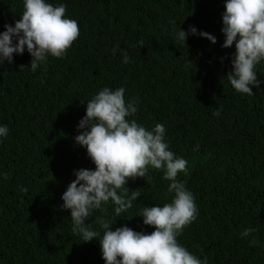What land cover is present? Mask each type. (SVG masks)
<instances>
[{
	"label": "trees",
	"instance_id": "16d2710c",
	"mask_svg": "<svg viewBox=\"0 0 264 264\" xmlns=\"http://www.w3.org/2000/svg\"><path fill=\"white\" fill-rule=\"evenodd\" d=\"M45 2L64 4L79 36L36 71L26 49L0 67V126L9 130L0 137V264H105L99 219H115L112 230L126 225L150 234L155 229L137 215L171 203L170 181L150 167L146 178L126 185L141 194L130 209L116 216L109 201L86 220L100 237L83 242L72 232L61 197L76 170H95L74 138L87 102L104 87H123L137 108L127 119L148 130L164 125L168 150L188 161L189 174L177 179L198 215L177 242L207 264H264V60L254 69L261 81L255 94L238 93L226 77L235 43L222 47L226 0ZM23 11L24 0H0V32ZM190 26L197 34L183 44L178 33ZM246 228L255 231L242 238Z\"/></svg>",
	"mask_w": 264,
	"mask_h": 264
},
{
	"label": "clouds",
	"instance_id": "9594fccd",
	"mask_svg": "<svg viewBox=\"0 0 264 264\" xmlns=\"http://www.w3.org/2000/svg\"><path fill=\"white\" fill-rule=\"evenodd\" d=\"M65 12L64 4L53 6L45 0H24L20 19L14 26L4 25L6 30L0 32V67L5 61L11 64L13 54L22 55L25 49L32 57V71L46 63L49 55L62 58L79 36L78 23L65 18ZM222 23L225 36L222 47L229 48L235 43L236 49L226 77L238 93L254 95L252 88L261 84L254 69L264 60V0H226ZM189 34L196 35L197 29L192 26L187 32L181 29L177 39L186 44ZM198 34L212 44L217 42L207 32ZM116 51L113 49V54ZM128 60L124 52L123 62ZM135 103L126 102L123 87L115 90L104 87L87 102L86 114L78 123L79 134L74 139L77 145L86 148L95 170H76L75 179L61 197L62 209L70 210L72 232L80 235L83 242L100 237L99 232L86 225V220L109 201L115 205L116 216L130 209L141 194L139 188L130 191L126 185L129 180L146 178L151 167L163 171V179L170 181L167 190L174 192V197L163 206H144L137 215L143 217L144 225L155 229L150 234L126 225L112 230L115 219H99L105 231L97 240L105 264H207L206 257L199 259L177 242L183 229L198 215L186 182L177 179L178 173L189 174L188 161L168 150L164 125L157 123L148 130L135 119H127L137 112ZM8 131L6 125L0 126V137L7 136ZM254 231L246 228L241 237ZM251 244H257V240L253 238Z\"/></svg>",
	"mask_w": 264,
	"mask_h": 264
}]
</instances>
